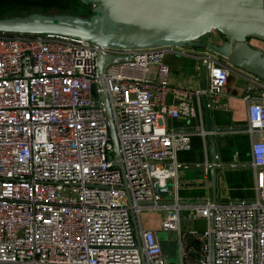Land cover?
Listing matches in <instances>:
<instances>
[{
    "label": "built area",
    "instance_id": "1",
    "mask_svg": "<svg viewBox=\"0 0 264 264\" xmlns=\"http://www.w3.org/2000/svg\"><path fill=\"white\" fill-rule=\"evenodd\" d=\"M97 51L120 58L99 73ZM166 52L197 57L205 88L171 85ZM231 68L249 81L242 98L255 195L181 202L178 176L186 165L177 153L189 147L188 137L165 119L193 116L203 96L209 107L226 106ZM104 93L122 170L112 160ZM168 182L172 202L155 187ZM144 209L161 211V227L176 232L178 264H264V81L206 47L115 49L0 33V264H169L155 230L141 224ZM182 211L188 220L203 218V230L183 228ZM187 234L200 241L198 259H186Z\"/></svg>",
    "mask_w": 264,
    "mask_h": 264
},
{
    "label": "water",
    "instance_id": "2",
    "mask_svg": "<svg viewBox=\"0 0 264 264\" xmlns=\"http://www.w3.org/2000/svg\"><path fill=\"white\" fill-rule=\"evenodd\" d=\"M83 4H95L90 14L67 12H40L0 17V33L10 34H49L67 36L95 44L98 47L115 49L150 48L161 46H186L209 48L224 56L228 63L245 72L252 73L264 81V51L249 43L255 38L264 42V0H80ZM216 30L224 40L217 44L209 39L199 41L203 35ZM114 58L113 54L96 53L97 69ZM201 87L206 86L205 69L201 68ZM92 91L97 97L95 85ZM103 102L108 117L112 143L113 164L122 170L116 130L111 118L107 95ZM206 109V134L210 141V175L212 191L216 182V151L214 129L209 118V106L202 97ZM173 184L155 185L157 194L171 200ZM129 204H131L128 195ZM138 241L142 252L140 232L136 215L131 211ZM199 250L200 241L191 244Z\"/></svg>",
    "mask_w": 264,
    "mask_h": 264
},
{
    "label": "crops",
    "instance_id": "3",
    "mask_svg": "<svg viewBox=\"0 0 264 264\" xmlns=\"http://www.w3.org/2000/svg\"><path fill=\"white\" fill-rule=\"evenodd\" d=\"M210 40L213 43H221L224 40L222 34L212 30L203 35L199 41ZM249 43L264 51V42L251 38ZM163 61L169 67V83L174 86L201 87L200 61L192 55H183L174 52H166ZM249 85L247 76L231 68L228 80L222 88V96L227 100L224 107L211 105L209 118L214 129V141L216 151V182L215 191L211 187L209 154L210 141L206 134V109L201 99V105L194 102V115L185 119L166 118L168 128L186 132L189 147L177 153V159L184 166L178 176V189L176 195L181 202H196L207 199L217 201H234L250 199L255 195L254 169L251 163L250 149L248 157H245L246 148H250V135L247 124V105L242 96ZM168 101H172L169 95ZM174 192V191H172ZM172 202V200L170 201ZM144 228L155 230L161 243L162 251L169 264H178L180 260L179 246L176 251L169 241L170 232L161 227L162 212L159 210H142ZM185 212L181 213L180 224L183 228L191 229L193 222L188 220ZM195 237L187 234L185 237L186 259H198V251L193 244ZM179 245V244H178Z\"/></svg>",
    "mask_w": 264,
    "mask_h": 264
},
{
    "label": "rangeland",
    "instance_id": "4",
    "mask_svg": "<svg viewBox=\"0 0 264 264\" xmlns=\"http://www.w3.org/2000/svg\"><path fill=\"white\" fill-rule=\"evenodd\" d=\"M3 2H10V0H4ZM90 7H91L90 4H83L79 0H18L17 2H14L6 10L0 3V13L3 17H9L15 14L25 15L33 11H40V12L64 11L67 13L85 15L90 12ZM249 149H250L249 147L246 148V152L244 155L245 157H248ZM183 212H185L184 214L187 218L188 215L187 211H182L181 213ZM140 219L143 220L142 212L140 213ZM204 223L205 222L203 218H197L193 222V226L198 228V230H200L201 232L204 228L205 225ZM169 241L172 242V244L174 245V250L176 251L177 246L179 245H178L177 234L175 231L170 232Z\"/></svg>",
    "mask_w": 264,
    "mask_h": 264
},
{
    "label": "trees",
    "instance_id": "5",
    "mask_svg": "<svg viewBox=\"0 0 264 264\" xmlns=\"http://www.w3.org/2000/svg\"><path fill=\"white\" fill-rule=\"evenodd\" d=\"M4 0H0V3L2 4V6L4 7V9L6 10L7 8H9L14 2H17L18 0H10V2H3ZM80 1V0H79ZM60 12H64V11H60ZM30 13V12H29ZM91 13V10L88 14ZM28 14V13H27ZM18 15V14H15ZM0 17H3L0 13ZM11 17V16H9Z\"/></svg>",
    "mask_w": 264,
    "mask_h": 264
}]
</instances>
